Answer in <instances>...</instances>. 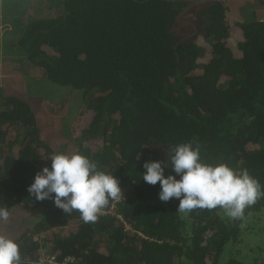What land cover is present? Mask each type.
<instances>
[{
    "label": "trees",
    "instance_id": "trees-1",
    "mask_svg": "<svg viewBox=\"0 0 264 264\" xmlns=\"http://www.w3.org/2000/svg\"><path fill=\"white\" fill-rule=\"evenodd\" d=\"M0 7L3 62L33 67L25 94L0 81V207L41 212L12 238L22 264L43 248L72 264H264V198L238 219L218 207L177 212L179 200L161 201L159 183L142 179L145 161L191 143L264 188V0ZM75 152L120 182L122 197L95 222L28 192L50 156Z\"/></svg>",
    "mask_w": 264,
    "mask_h": 264
},
{
    "label": "clouds",
    "instance_id": "clouds-1",
    "mask_svg": "<svg viewBox=\"0 0 264 264\" xmlns=\"http://www.w3.org/2000/svg\"><path fill=\"white\" fill-rule=\"evenodd\" d=\"M47 160L50 167L37 172L28 187L38 201L51 199L65 214L78 211L83 222L89 223L98 219V213L111 200L122 197L120 182L112 172L99 170L79 152L55 153ZM143 168L144 182L159 183L161 201L179 200L177 212L221 207L229 217L238 219L246 208L264 198V188L246 169L238 173L225 163H207L191 143L174 146L166 161H145ZM169 168L171 172L165 175ZM9 217V209L0 207V221ZM0 264H22L18 243L2 234Z\"/></svg>",
    "mask_w": 264,
    "mask_h": 264
},
{
    "label": "rangeland",
    "instance_id": "rangeland-1",
    "mask_svg": "<svg viewBox=\"0 0 264 264\" xmlns=\"http://www.w3.org/2000/svg\"><path fill=\"white\" fill-rule=\"evenodd\" d=\"M40 6V5H38ZM10 7V8H7ZM1 8V7H0ZM46 9L45 7H42ZM40 8V11L41 9ZM4 11H8L11 13V15L17 13V9L11 6H3ZM187 27H191V25H187ZM1 34L3 33V29L0 30ZM2 41H0V44ZM5 52L0 51V81L5 85H10V89L16 90L20 93H26V89L28 88V82L30 79H26V76L33 75L32 70L33 67L27 69L23 66L22 71L20 68H17L16 64H12L11 66L7 64L4 61ZM15 85V88L13 86ZM42 86V85H41ZM46 88H48L49 83H47ZM40 87L35 86L34 90L36 91ZM55 91V89H53ZM59 89L56 90V93H58ZM32 99V95L30 96ZM44 103V101H42ZM47 103V102H45ZM54 128L52 127V130ZM114 206H112L107 212H113ZM218 211H221L222 208L218 207ZM10 217L7 221H0V234L8 236L10 238H15L20 233H22L26 228L33 227L34 223L38 220L40 217L41 212L38 210V208L34 207H27L26 205H15L9 210ZM105 212V211H101ZM13 234V235H12ZM40 237V235H34V238ZM47 248H43L42 252H46ZM264 254V252H263ZM259 260H262V258L259 257Z\"/></svg>",
    "mask_w": 264,
    "mask_h": 264
},
{
    "label": "built area",
    "instance_id": "built-area-1",
    "mask_svg": "<svg viewBox=\"0 0 264 264\" xmlns=\"http://www.w3.org/2000/svg\"><path fill=\"white\" fill-rule=\"evenodd\" d=\"M41 253L42 254L34 262V264H72L73 263V258L70 256H66L63 259H60L56 255L51 254L47 251Z\"/></svg>",
    "mask_w": 264,
    "mask_h": 264
},
{
    "label": "crops",
    "instance_id": "crops-1",
    "mask_svg": "<svg viewBox=\"0 0 264 264\" xmlns=\"http://www.w3.org/2000/svg\"><path fill=\"white\" fill-rule=\"evenodd\" d=\"M206 1H208V0H206Z\"/></svg>",
    "mask_w": 264,
    "mask_h": 264
}]
</instances>
